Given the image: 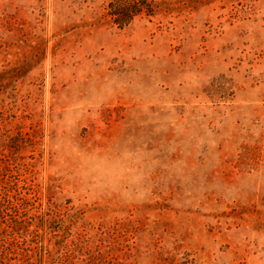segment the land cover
<instances>
[{
  "label": "rangeland",
  "instance_id": "rangeland-1",
  "mask_svg": "<svg viewBox=\"0 0 264 264\" xmlns=\"http://www.w3.org/2000/svg\"><path fill=\"white\" fill-rule=\"evenodd\" d=\"M109 1L0 0V252L264 264V0Z\"/></svg>",
  "mask_w": 264,
  "mask_h": 264
},
{
  "label": "trees",
  "instance_id": "trees-1",
  "mask_svg": "<svg viewBox=\"0 0 264 264\" xmlns=\"http://www.w3.org/2000/svg\"><path fill=\"white\" fill-rule=\"evenodd\" d=\"M157 7L155 0H110L108 6L106 7V12L104 14V20H109L111 23H114L119 28L126 27L137 15L142 13H146L150 15L153 13L154 9ZM1 132V129H0ZM9 135L4 133L0 135L1 139L3 140L2 147H5V139ZM1 142V141H0ZM3 154V157H6L9 160V156L4 152H0ZM3 157H0V162H3ZM1 165V164H0ZM7 170H4V173L0 170V210L4 207L3 199L9 201V188H13L8 180L4 178L6 177ZM24 219L18 218L13 220L11 226L13 228L18 227L20 228L21 225L24 223ZM15 227H14V226ZM9 228V226H8ZM22 229V228H20ZM27 229V228H26ZM3 243H0V248L4 251L9 250L8 245L5 243L7 242V237H3L0 239ZM3 251V252H4ZM3 252H0V264H8L6 262L7 257L4 255Z\"/></svg>",
  "mask_w": 264,
  "mask_h": 264
}]
</instances>
